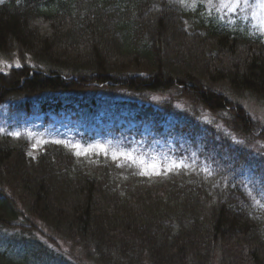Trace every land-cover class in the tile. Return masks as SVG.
<instances>
[{"label":"trees","instance_id":"obj_1","mask_svg":"<svg viewBox=\"0 0 264 264\" xmlns=\"http://www.w3.org/2000/svg\"><path fill=\"white\" fill-rule=\"evenodd\" d=\"M218 8L0 2V57L17 61L0 70V264H264V157L243 145L264 142L248 109L264 106V33L249 11ZM31 115L69 118L84 143L163 142L193 168L147 178L56 142L34 159ZM39 233L74 259L44 249Z\"/></svg>","mask_w":264,"mask_h":264},{"label":"rangeland","instance_id":"obj_2","mask_svg":"<svg viewBox=\"0 0 264 264\" xmlns=\"http://www.w3.org/2000/svg\"><path fill=\"white\" fill-rule=\"evenodd\" d=\"M244 11H249L251 15L253 16L255 23L261 28L262 25H264V10L258 9V8H249ZM16 60H6L3 57H0V70H7L12 64L16 63ZM249 111L253 115V117L259 121L264 122V106L259 105H249L248 106ZM117 117V116H116ZM54 119V122H47L45 120L44 115H31L27 118L25 122V129L28 134L29 144L27 149V154L29 157H32L36 159L38 155L44 150V147L49 143H54L56 141H61V144H64L66 146L68 145H80V150L83 151L85 154L79 155L83 158L90 159L94 156H103V157H110L112 159V153L113 152H131L136 157H144L145 160L148 163H156L158 167L153 170L151 168L141 169L138 165H134L138 170L139 173L141 171L146 170L148 172L147 175H142L147 178H153L155 176H165L169 173L175 172L181 168H171L169 170V164L172 161H183L185 164L189 165L186 169L190 170L193 167L187 163L184 159L176 157V155L173 152V149L167 148V146L161 142L159 145L151 146L146 151H140L137 149L134 144L132 146H124L123 144H115L111 137L107 134L105 135H98L93 141H89L88 143H84L82 139L78 136H75V130L77 129V124L71 122L69 118H66L63 122L62 119ZM219 121V120H218ZM117 122L119 125H126L127 120L122 119V117H117ZM165 122V121H164ZM220 122V121H219ZM73 124V125H72ZM130 127H136L139 125V122L132 121L130 123ZM220 124H222L220 122ZM71 126H74V129L71 128ZM106 133L110 129V127L114 128V124L110 121L104 122ZM8 127V125H7ZM9 128V127H8ZM10 130L16 129V128H9ZM7 131L6 127H2L0 129L1 132ZM12 133H19V131L15 130L12 131ZM149 141V137L144 134L142 140L137 141L139 144H143V140ZM243 145H250V148L255 150L256 154H259V156L264 157V142L262 141H255L251 140L250 143L243 142ZM89 146H93L91 149H89ZM95 146H101L106 150L105 152H100L98 147ZM70 149H72L74 152L77 151V149L72 148L68 146ZM169 147H172V144L169 145ZM118 161H126L123 157H118L116 159ZM47 231V230H43ZM39 239L44 243L43 248L46 249L47 247L50 248L53 252V254L60 255L65 259H74V252L70 249V245L62 242L61 240L59 242H55L42 234L39 233ZM43 252L40 251V254L43 257ZM76 255V254H75ZM59 263V262H56Z\"/></svg>","mask_w":264,"mask_h":264},{"label":"snow or ice","instance_id":"obj_3","mask_svg":"<svg viewBox=\"0 0 264 264\" xmlns=\"http://www.w3.org/2000/svg\"><path fill=\"white\" fill-rule=\"evenodd\" d=\"M0 2H2V0H0ZM179 2L185 3V0H179ZM211 2L212 0H209V3ZM249 8H258V9L264 10V0H219L218 10H227L229 13L235 15L238 13V11L247 10ZM261 32L264 33V25H262L261 27ZM10 134L16 135V136L20 135L19 133H10ZM56 143H61V141H56ZM68 146L77 149V151L75 152L77 156L85 154L83 151L80 150L81 148L80 145H68ZM92 147L93 146H89V149H91ZM95 147H98L100 152H105V154H107L106 150L103 147L101 146H95ZM118 157H123L126 161H129L132 164L138 165L141 169L151 168L155 170L158 167L156 163H148L144 157H136L131 152H120V153L113 152L112 153L113 160L118 159ZM173 167L187 168L189 167V165L185 164L183 161H179V162L172 161L169 164V170H171V168ZM140 174L147 175L148 172L144 170V171H141ZM261 194L264 195V189L261 190ZM249 195H251V193H249Z\"/></svg>","mask_w":264,"mask_h":264}]
</instances>
